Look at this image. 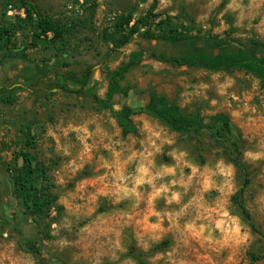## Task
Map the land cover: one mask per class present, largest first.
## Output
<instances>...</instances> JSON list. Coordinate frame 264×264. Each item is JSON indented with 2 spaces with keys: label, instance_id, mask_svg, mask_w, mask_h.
<instances>
[{
  "label": "rangeland",
  "instance_id": "1",
  "mask_svg": "<svg viewBox=\"0 0 264 264\" xmlns=\"http://www.w3.org/2000/svg\"><path fill=\"white\" fill-rule=\"evenodd\" d=\"M15 1L0 0V25L22 19L8 17L10 5L22 9ZM222 2L159 0L155 13L203 34L224 38L233 28L244 44L264 42V0H230L225 8ZM153 3L39 0L44 14L71 27L65 50L47 40L27 51L39 65L54 60L41 77L24 61L0 65V90L8 88L16 98L12 106L0 102V167L12 179L23 154L35 155L49 169L61 207L35 223L18 199L11 203L5 194L3 205L0 197V264H39L20 248L22 238L35 243L49 264H138L131 250L148 264H251L264 256V85L239 71H178L149 55L183 57L191 53L187 47L136 37L110 51L103 31L129 13L133 25ZM31 41V27L17 31L18 49ZM113 67L125 75L116 84ZM87 68L92 80L80 94L77 80ZM150 92L159 104H176L187 114L230 117L249 168L245 200L255 230L232 201L243 183L210 139L202 160L195 143L147 113L133 117L138 133L124 138L112 111L95 99L118 110L119 96Z\"/></svg>",
  "mask_w": 264,
  "mask_h": 264
},
{
  "label": "trees",
  "instance_id": "2",
  "mask_svg": "<svg viewBox=\"0 0 264 264\" xmlns=\"http://www.w3.org/2000/svg\"><path fill=\"white\" fill-rule=\"evenodd\" d=\"M39 0H16L15 6L26 9V18L18 20L15 24L0 25V51L4 52L3 60H20L35 65L37 74L41 77L45 71L37 62L31 59L27 51L38 48L46 43L63 52L66 48L67 37L72 29L60 19L44 14L38 4ZM230 0H223L221 7L225 8ZM11 3V2H10ZM159 0H154L150 10L143 18L134 22L131 13L121 15L111 30L103 31V40L108 43L110 51H118L131 44L136 37L146 42H162L173 47H187L191 53L183 57L166 54L157 55L149 53L153 59H160L164 63L174 64L178 71L194 68L203 69L211 73H227L239 71L251 75L261 81L264 85V42L250 40L244 44L241 40L235 39L234 29L226 32L225 37L213 35L211 32L203 34L202 30L195 27L185 26L175 22L173 16H164L155 13ZM95 5V2H94ZM32 28V41L24 44L20 49L15 44V37L18 30ZM52 35L51 38L49 36ZM112 46V47H111ZM142 60V59H141ZM139 60L137 63L141 65ZM146 60V59H145ZM67 68L70 66L67 64ZM76 76V74H72ZM93 70L87 68L83 77L77 80L81 87L78 93L82 94L91 83ZM123 73L116 72L112 77V83L124 78ZM118 95V94H117ZM129 95V94H128ZM119 96L116 100L121 105L116 110L113 104L102 99L95 98L96 103L102 109L111 110L121 129L122 136L127 138L130 135H137L138 129L133 117L139 113H147L149 116L159 120L172 132L191 143H195L200 149V157L203 160L205 139H210L220 154L236 170V174L243 183V187L236 193L232 201L238 207L241 217L254 230L252 215L247 208L245 193L251 184L249 168L243 160V149L241 136L235 131L228 115L220 113L209 118L203 117L198 112L187 114L176 104L165 101L159 104L158 97L154 93H144L129 96ZM0 102L6 105H14L16 98L10 90H0ZM33 145L31 140L28 146ZM35 155L23 154L24 167L20 168L18 163L17 176L11 179L12 192L18 199L25 214L31 217L35 223L43 221L53 210L61 211L59 196L55 193V182L41 162H36ZM46 237L51 238L49 234ZM20 248L32 254L39 264H49L42 257V251L31 240L21 239ZM130 256L138 264H148L142 259L141 254L130 251ZM264 260V256H254L251 264Z\"/></svg>",
  "mask_w": 264,
  "mask_h": 264
},
{
  "label": "flooded vegetation",
  "instance_id": "3",
  "mask_svg": "<svg viewBox=\"0 0 264 264\" xmlns=\"http://www.w3.org/2000/svg\"><path fill=\"white\" fill-rule=\"evenodd\" d=\"M3 89H7V90H10L8 88H3ZM2 89V90H3ZM1 90V91H2ZM11 91V90H10ZM23 158V157H22ZM23 164V163H22ZM0 172L5 176V179H6V188H5V194H8L9 193V199H10V202L12 203L13 200H14V194L12 192V183H11V178L5 173V171L2 170V168L0 167ZM11 185V188L10 186ZM0 187H1V183H0ZM0 197H1V194H0ZM1 202L2 204L4 205L5 203V195H4V200H2V197H1ZM15 208V207H14ZM16 209V208H15Z\"/></svg>",
  "mask_w": 264,
  "mask_h": 264
},
{
  "label": "built area",
  "instance_id": "4",
  "mask_svg": "<svg viewBox=\"0 0 264 264\" xmlns=\"http://www.w3.org/2000/svg\"><path fill=\"white\" fill-rule=\"evenodd\" d=\"M7 14H8V17L10 18H15L17 15H19L22 19H25L27 15L25 8L17 10L12 5L9 6Z\"/></svg>",
  "mask_w": 264,
  "mask_h": 264
},
{
  "label": "water",
  "instance_id": "5",
  "mask_svg": "<svg viewBox=\"0 0 264 264\" xmlns=\"http://www.w3.org/2000/svg\"><path fill=\"white\" fill-rule=\"evenodd\" d=\"M23 163V158H20L19 160V167H22ZM0 183H1V187H0V194L2 197V200H4V195H5V188H6V179L5 176L0 172ZM11 188V185H9Z\"/></svg>",
  "mask_w": 264,
  "mask_h": 264
},
{
  "label": "crops",
  "instance_id": "6",
  "mask_svg": "<svg viewBox=\"0 0 264 264\" xmlns=\"http://www.w3.org/2000/svg\"><path fill=\"white\" fill-rule=\"evenodd\" d=\"M111 47H112V46H111ZM124 59H125V58H124ZM129 59H130V58L128 57L124 62H129ZM53 63H54V60L51 62V64H49L50 66H46V65H44V64H41L40 66H41L42 68L48 67L49 69H50V68L53 69V68H54L53 65H52ZM111 70H112L113 72L118 71V70L114 69V67H113Z\"/></svg>",
  "mask_w": 264,
  "mask_h": 264
},
{
  "label": "clouds",
  "instance_id": "7",
  "mask_svg": "<svg viewBox=\"0 0 264 264\" xmlns=\"http://www.w3.org/2000/svg\"><path fill=\"white\" fill-rule=\"evenodd\" d=\"M237 231H239V229H237Z\"/></svg>",
  "mask_w": 264,
  "mask_h": 264
}]
</instances>
